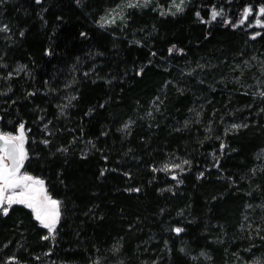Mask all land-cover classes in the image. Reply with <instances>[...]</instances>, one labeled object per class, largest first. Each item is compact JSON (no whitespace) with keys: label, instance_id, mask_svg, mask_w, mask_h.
Masks as SVG:
<instances>
[{"label":"trees","instance_id":"obj_1","mask_svg":"<svg viewBox=\"0 0 264 264\" xmlns=\"http://www.w3.org/2000/svg\"><path fill=\"white\" fill-rule=\"evenodd\" d=\"M123 1L0 5V129L24 124L21 172L63 202L55 239L23 205L0 215V264H264V0H154L102 27Z\"/></svg>","mask_w":264,"mask_h":264},{"label":"snow or ice","instance_id":"obj_2","mask_svg":"<svg viewBox=\"0 0 264 264\" xmlns=\"http://www.w3.org/2000/svg\"><path fill=\"white\" fill-rule=\"evenodd\" d=\"M6 0H0V5H3ZM43 0H35V3L41 4ZM77 4L80 3V0H76ZM151 3V0H128L126 4H121L117 9H114L109 15L111 19L102 18L101 26H105L106 24L115 23L116 18L119 17L121 20H124V16L122 14V10L124 7L132 8V7H147ZM186 0H171V6L169 11L166 13L161 10V15L171 14L176 15L177 13H182L185 10ZM175 8V12L171 11V8ZM252 8L248 7L245 9L243 16L240 20V24H244L248 19L249 14L252 13ZM261 15H264V7L259 9ZM199 16V13H196ZM224 12L223 9L217 10L215 8L211 11V21L217 20L218 17L223 18ZM206 23L209 21H205ZM227 23H231L230 20L226 21ZM257 24H260V21L257 20ZM264 27V25H260ZM11 32V28L8 24L0 23V33L8 34ZM24 33L20 32V36H23ZM81 35H86L85 33H81ZM260 35V33H256L252 38L255 39L256 36ZM10 38V37H8ZM136 43H139L137 41ZM175 49H169V54H171ZM181 51L182 50H178ZM48 55H51V50L48 51ZM26 66H20L16 69V72H23ZM143 69L140 70L137 74H141ZM12 73L8 74V78L12 77ZM87 75V73L85 74ZM34 94V93H33ZM247 95L248 93H244ZM254 96H258L261 100H264V90H260L258 92L253 93ZM160 98L157 97L156 101H159ZM156 101L153 103L155 104ZM64 108L68 107V105H64ZM158 109V104H157ZM63 111V109H62ZM264 111V109H261ZM151 115V113H149ZM134 123L132 121L126 123L121 131H128L131 127V124ZM187 124V122H186ZM242 127H247V124H232L231 129L238 130ZM45 129H47V125H45ZM51 134V133H49ZM106 134V133H105ZM26 142L24 124L21 123L19 125L18 135H12L10 133H0V215L8 216L10 211L13 209L14 205H23L25 208L30 209L34 214V219L39 222L40 226L44 229L48 230L49 235L43 237V239H55V234L57 232V225L60 223V220L63 215V202L59 199H55L49 192L47 187L45 186V181L43 179L34 177L28 174L26 171L21 172V169L25 166V161L29 159L28 152L24 148V144ZM43 143L47 145L50 143L48 140H44ZM92 142L89 141V144ZM94 147V145H93ZM227 145L221 143L220 151L223 154ZM60 151L67 152V148L60 149ZM262 155H264V150H262ZM215 155V154H213ZM190 161L184 160L182 163H173L171 165L165 164L162 168L156 169L153 171H164L169 172L174 169H179L180 172H183L184 165H190ZM219 167V163L217 161L216 164ZM255 172V169L252 170ZM264 171V169H261ZM103 174V173H102ZM200 177H203V173L200 174ZM173 179H178L176 175H173ZM179 183H183L182 180L178 181ZM170 191V189H168ZM130 191L138 192L139 188L131 189ZM248 207H252L249 205ZM264 207V206H262ZM247 219V217H245ZM251 227V225H249ZM177 235L184 232L185 229L182 227H174L172 229ZM259 232V230L257 229ZM264 239V237H261ZM114 251L118 252L119 249L115 248ZM183 251V250H182ZM202 256L206 255L205 253H201ZM7 264H18L15 257H10ZM255 264H260V261L257 260Z\"/></svg>","mask_w":264,"mask_h":264},{"label":"rangeland","instance_id":"obj_3","mask_svg":"<svg viewBox=\"0 0 264 264\" xmlns=\"http://www.w3.org/2000/svg\"><path fill=\"white\" fill-rule=\"evenodd\" d=\"M152 1H154V0H151V2H152ZM127 2H128V0H125V1H123L122 3L118 4L117 6L109 8V9L105 12L103 18H107V19L110 20V19H111V16L109 15V13H111L114 9H117L119 5H121V4H126ZM133 2H135V0H133ZM177 3H179V0H177ZM157 6H159V8H160L161 10H163V11H165V12L167 13V12L169 11L170 6H171V0H156V7H157ZM126 8H127V7H124V8H123V10H122V14H123L124 9H126ZM171 11H172V12H175V8L172 7V8H171ZM119 21H121V19H120L119 17H117L115 23H116V22L119 23ZM111 24H114V23H110V24H106V25H111Z\"/></svg>","mask_w":264,"mask_h":264},{"label":"water","instance_id":"obj_4","mask_svg":"<svg viewBox=\"0 0 264 264\" xmlns=\"http://www.w3.org/2000/svg\"><path fill=\"white\" fill-rule=\"evenodd\" d=\"M0 133H5V132L1 131V129H0ZM15 135H18V134H15ZM24 148L26 150L25 144H24Z\"/></svg>","mask_w":264,"mask_h":264}]
</instances>
